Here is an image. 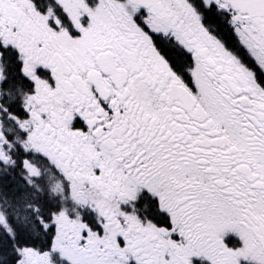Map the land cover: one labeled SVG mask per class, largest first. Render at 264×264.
Returning a JSON list of instances; mask_svg holds the SVG:
<instances>
[{
	"label": "snow or ice",
	"instance_id": "obj_1",
	"mask_svg": "<svg viewBox=\"0 0 264 264\" xmlns=\"http://www.w3.org/2000/svg\"><path fill=\"white\" fill-rule=\"evenodd\" d=\"M0 264H264V0H0Z\"/></svg>",
	"mask_w": 264,
	"mask_h": 264
}]
</instances>
